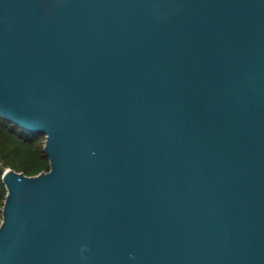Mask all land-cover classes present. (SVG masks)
<instances>
[{
    "label": "water",
    "instance_id": "water-1",
    "mask_svg": "<svg viewBox=\"0 0 264 264\" xmlns=\"http://www.w3.org/2000/svg\"><path fill=\"white\" fill-rule=\"evenodd\" d=\"M0 264H264V0H0Z\"/></svg>",
    "mask_w": 264,
    "mask_h": 264
},
{
    "label": "trees",
    "instance_id": "trees-1",
    "mask_svg": "<svg viewBox=\"0 0 264 264\" xmlns=\"http://www.w3.org/2000/svg\"><path fill=\"white\" fill-rule=\"evenodd\" d=\"M46 136L41 132H28L0 115V223L7 187L3 181L6 168L12 167L29 175L50 169V160L44 151Z\"/></svg>",
    "mask_w": 264,
    "mask_h": 264
}]
</instances>
